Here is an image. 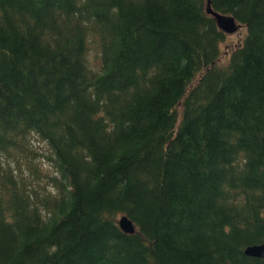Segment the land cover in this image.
<instances>
[{
  "label": "trees",
  "instance_id": "trees-1",
  "mask_svg": "<svg viewBox=\"0 0 264 264\" xmlns=\"http://www.w3.org/2000/svg\"><path fill=\"white\" fill-rule=\"evenodd\" d=\"M210 5L225 65L207 0H0V264H264V0Z\"/></svg>",
  "mask_w": 264,
  "mask_h": 264
},
{
  "label": "rangeland",
  "instance_id": "rangeland-1",
  "mask_svg": "<svg viewBox=\"0 0 264 264\" xmlns=\"http://www.w3.org/2000/svg\"><path fill=\"white\" fill-rule=\"evenodd\" d=\"M246 35V29L241 26L239 30L231 35H226L224 41L220 43L221 55L218 63L220 65H225L228 62L230 53L234 48L242 44V41ZM95 45L92 44L89 52V60H96V50ZM93 65V64H92ZM49 155V150L47 146L42 143L35 136L29 137V142L27 144V149L23 153H19L14 159V163L19 160V169L24 173V175L29 178L38 179L40 174L36 171L42 173L44 171L51 172L52 169L46 160V156ZM34 167V168H33Z\"/></svg>",
  "mask_w": 264,
  "mask_h": 264
},
{
  "label": "water",
  "instance_id": "water-1",
  "mask_svg": "<svg viewBox=\"0 0 264 264\" xmlns=\"http://www.w3.org/2000/svg\"><path fill=\"white\" fill-rule=\"evenodd\" d=\"M206 11L207 14L211 15L214 18L218 29L226 35L236 33L241 27L232 16L214 12L211 9L210 0H207ZM118 224L120 228L127 233H134L136 230L135 225L126 215L119 216ZM243 253L247 256L264 260V243H252L246 245L243 248Z\"/></svg>",
  "mask_w": 264,
  "mask_h": 264
}]
</instances>
